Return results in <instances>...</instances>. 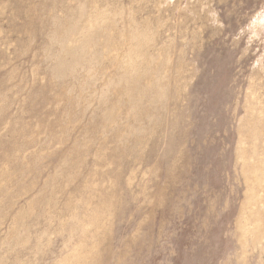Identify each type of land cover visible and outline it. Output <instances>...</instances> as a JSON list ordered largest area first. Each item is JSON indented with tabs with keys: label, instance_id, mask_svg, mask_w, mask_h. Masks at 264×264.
I'll list each match as a JSON object with an SVG mask.
<instances>
[{
	"label": "rangeland",
	"instance_id": "1",
	"mask_svg": "<svg viewBox=\"0 0 264 264\" xmlns=\"http://www.w3.org/2000/svg\"><path fill=\"white\" fill-rule=\"evenodd\" d=\"M0 264H264V0H0Z\"/></svg>",
	"mask_w": 264,
	"mask_h": 264
}]
</instances>
